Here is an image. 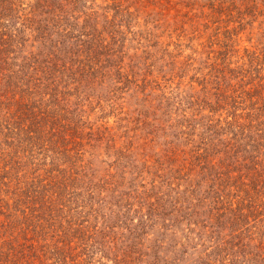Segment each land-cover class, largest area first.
<instances>
[{"label":"trees","instance_id":"1","mask_svg":"<svg viewBox=\"0 0 264 264\" xmlns=\"http://www.w3.org/2000/svg\"><path fill=\"white\" fill-rule=\"evenodd\" d=\"M88 1L0 0V88L19 124L0 141V264H96L108 250L124 262L264 264V59L254 52L204 79L197 101L210 114L199 121L215 123L190 152L175 142L181 131L151 130L167 136L143 165L147 181L133 150L141 136L84 119L98 79L131 82L112 47L126 25L107 40L80 10Z\"/></svg>","mask_w":264,"mask_h":264},{"label":"rangeland","instance_id":"2","mask_svg":"<svg viewBox=\"0 0 264 264\" xmlns=\"http://www.w3.org/2000/svg\"><path fill=\"white\" fill-rule=\"evenodd\" d=\"M86 6L90 9L80 10L90 13L89 17L97 22L98 30L107 40L110 31L118 30L117 24L129 28L117 33L116 45L112 47L122 50L123 70L131 82L121 89L124 84L117 85V78L112 80L106 75L98 79L89 100L83 101L84 119L98 124L108 122L115 127L118 137L125 132L128 136H141L135 140L133 150L137 170L143 171L142 177L150 181L152 175L148 176L143 165L157 163L155 153L166 147L167 136L162 130H151L165 128L173 135L181 131V138L175 142L181 150L190 152L215 123L199 121L210 114V108L203 107L202 100L197 101L205 95L204 79L217 68L227 73L228 62H232L231 68L246 66L254 52L264 59V0H89ZM84 18L81 14L80 21ZM31 44L32 38L27 42L28 48ZM4 97V89L0 88V141L5 139L7 123L19 126L14 116L15 105ZM70 97L68 108L80 114L79 104H75L77 97ZM170 125L173 126L169 129ZM212 140L204 143L210 144ZM93 155V167L103 173L106 157L95 151ZM166 238L170 240L169 235ZM123 259L121 253L108 250V255L96 264H151L146 257L142 263ZM66 264H72L71 260L66 259Z\"/></svg>","mask_w":264,"mask_h":264}]
</instances>
